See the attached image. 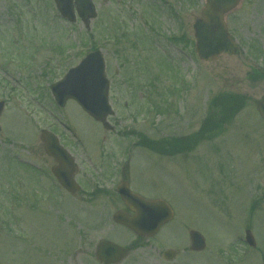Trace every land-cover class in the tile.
<instances>
[{
    "label": "rangeland",
    "instance_id": "rangeland-1",
    "mask_svg": "<svg viewBox=\"0 0 264 264\" xmlns=\"http://www.w3.org/2000/svg\"><path fill=\"white\" fill-rule=\"evenodd\" d=\"M93 1L98 13L86 26L79 19L73 25L63 20L52 0H0V100L6 101L0 150L11 148L28 162L52 164L39 139L42 128H49L75 149L79 180L87 183L86 192L76 197L55 188L54 201L19 206L24 228L34 236L46 231L62 248L65 240L73 242L70 254L79 252L84 240L96 243L100 236L126 244L125 230L112 216L122 207L114 187L129 161L132 188L174 207L176 219L163 229L160 248H173L177 255L167 261L145 245L122 264H264V121L256 108L264 99V0H242L229 14V31L240 52L212 61L200 60L193 48L194 16L205 0ZM181 23L187 32L179 44L193 40L183 52L170 43L182 33ZM94 48L107 62L114 131L98 125L75 102L61 109L51 97L49 86ZM225 94L243 97L245 106L212 135L205 123L212 112L219 114L213 101ZM63 124L83 143H76ZM193 134V140L204 136L198 143L181 138ZM137 135L167 142L181 138L182 149L194 150L159 156L136 145ZM11 164L0 160V167ZM93 187L96 195L90 198ZM109 188L111 193L102 191ZM1 203L0 194V215L5 214ZM191 229L206 237L202 252L189 250ZM246 230L255 236L253 248L244 240ZM19 247L29 264H54L28 243ZM3 254L0 244V258ZM67 258L65 264H74Z\"/></svg>",
    "mask_w": 264,
    "mask_h": 264
},
{
    "label": "water",
    "instance_id": "water-1",
    "mask_svg": "<svg viewBox=\"0 0 264 264\" xmlns=\"http://www.w3.org/2000/svg\"><path fill=\"white\" fill-rule=\"evenodd\" d=\"M241 0H206L201 15L196 19L194 28L197 39V49L202 59L211 60L218 58L224 51L236 53L238 46L229 35L226 22L227 14L234 10ZM60 13L68 20L76 21V12L85 23L96 16V8L91 0H55ZM76 10V12H74ZM104 59L100 51H95L86 56L79 65L69 70L65 77L52 85L54 97L61 106L69 98L75 99L80 106L96 120L107 125L106 117L112 114L109 105V82L105 75ZM3 103L0 104V113ZM259 112L264 118V101L257 104ZM43 140L46 151L53 154L61 167L53 170L69 190L75 191L78 186L71 179L72 163L68 161L67 152L59 145L53 133L43 131ZM70 166V167H69ZM118 191L128 208L135 212L130 215L125 211H118L114 215L115 221L128 226L140 235L154 234L158 227L171 220L174 211L169 203L163 199L149 200L132 192L128 182H123ZM247 240L255 245L253 235L247 232ZM190 238L194 250H202L206 245L205 238L196 230L190 231ZM100 256L106 262L119 260L125 250L107 241L101 243ZM108 257L107 259H105Z\"/></svg>",
    "mask_w": 264,
    "mask_h": 264
},
{
    "label": "flooded vegetation",
    "instance_id": "flooded-vegetation-1",
    "mask_svg": "<svg viewBox=\"0 0 264 264\" xmlns=\"http://www.w3.org/2000/svg\"><path fill=\"white\" fill-rule=\"evenodd\" d=\"M64 144V146H68L66 141L63 138H60ZM12 145V144H11ZM14 146V145H13ZM74 152L73 150H71ZM47 156V155H46ZM32 161V160H30ZM47 161L51 162L46 165H37L32 162V165L23 164L19 166H3L0 170V180L2 182V198L4 201V209L5 214L0 215V238H1V245L4 246V254L1 256L0 264H29V257H24L20 254L19 245L23 244V242L28 243L32 248L36 249L40 254L45 255L48 258L54 259L55 264L58 262L60 264H65V256L68 255L67 263L71 262L74 264H106L104 262H101L99 257L97 256L98 246L101 240H103V237H98L96 240V243L88 242L87 240H84L83 245L81 246L79 252L70 254V252L67 251V247L74 248L75 244L63 242V245L65 248H62L58 241H53L51 237L49 236L46 231H43V233H39L38 235L34 236L30 229H28L27 225L24 228V218L22 214L19 213V206L26 205V202L33 201V204H38L41 200L48 202L52 201V191L54 186V175L52 172L53 165L55 164L53 158H49L47 156ZM129 167L130 162L126 161L123 163V166H121L120 169V178L119 181H117V184L122 181V179H126L129 174ZM77 181L81 184L82 189L85 188V182H82L79 180L78 172L75 174ZM117 177V174L115 173L113 177ZM112 177V178H113ZM106 179V178H105ZM36 188V189H35ZM34 189V190H33ZM81 189V190H82ZM97 190L95 187L92 188V193L94 194V191ZM103 191H110L109 189H102ZM83 192L85 190H82ZM32 196H30V193ZM86 192V191H85ZM89 193V192H88ZM92 193L90 194V198L93 197ZM151 198H160V196H146ZM122 203L123 209L124 203ZM8 206V207H7ZM16 207V213L15 212ZM14 210V212H13ZM48 212V210H47ZM50 214V213H47ZM98 221V219H97ZM23 223V224H22ZM64 226H66L63 223ZM117 225V224H116ZM68 226V224H67ZM167 225H163L154 236L145 238L139 235H136L133 231L126 229V227L122 226L125 230V234L128 237V241L126 244H122L124 247L127 248L128 256L131 257L132 254L139 251L142 248H145L147 246L154 247L155 251H159L163 257L165 258V251H167V248L163 249L160 248L165 245V239L162 236V231ZM96 231V227L94 232ZM97 232V231H96ZM52 241H51V240ZM108 241H112L116 244H120L116 239H107ZM121 245V244H120ZM60 248V249H59ZM52 250H55L54 253H52ZM169 250V248H168ZM172 250V255L176 257L177 253L173 248H170ZM174 252V253H173ZM80 255H84L82 258V262L77 263V259L80 257ZM166 260V259H165ZM108 264V263H107Z\"/></svg>",
    "mask_w": 264,
    "mask_h": 264
},
{
    "label": "trees",
    "instance_id": "trees-1",
    "mask_svg": "<svg viewBox=\"0 0 264 264\" xmlns=\"http://www.w3.org/2000/svg\"><path fill=\"white\" fill-rule=\"evenodd\" d=\"M219 101H213L214 102V110L219 106V114L214 116V112H212L213 114L209 115L207 117V122L205 123L207 125V127H205L206 131L210 132L212 131L214 134L216 133L213 130L216 129H220V127L222 126L223 122H226L227 117H231L233 115H235L237 112H239L240 110L243 109V107L245 106V102H244V98L241 96H236V97H232L230 95L225 94L224 96H219ZM222 110V112H221ZM202 135V134H201ZM198 138V140L202 139V137ZM161 142H157V144L154 142H149L148 146L151 147L152 149H157L159 150V148H161ZM168 143H174L173 146H171L170 148H166L165 150L167 152H173L175 150H179L183 147V144L180 143L179 140H174L172 142H168ZM167 143V145H168Z\"/></svg>",
    "mask_w": 264,
    "mask_h": 264
}]
</instances>
